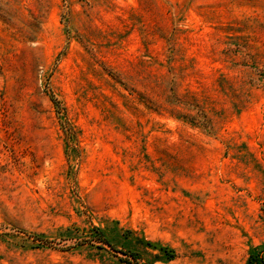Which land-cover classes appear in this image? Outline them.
I'll use <instances>...</instances> for the list:
<instances>
[{"label": "rangeland", "instance_id": "obj_1", "mask_svg": "<svg viewBox=\"0 0 264 264\" xmlns=\"http://www.w3.org/2000/svg\"><path fill=\"white\" fill-rule=\"evenodd\" d=\"M0 264H264V0H0Z\"/></svg>", "mask_w": 264, "mask_h": 264}, {"label": "trees", "instance_id": "obj_2", "mask_svg": "<svg viewBox=\"0 0 264 264\" xmlns=\"http://www.w3.org/2000/svg\"><path fill=\"white\" fill-rule=\"evenodd\" d=\"M98 234L100 235L102 242L106 243L107 245H110L109 242L103 237V234L101 232H98Z\"/></svg>", "mask_w": 264, "mask_h": 264}]
</instances>
